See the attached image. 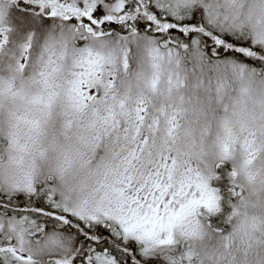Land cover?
I'll return each mask as SVG.
<instances>
[{"label":"snow or ice","instance_id":"6c2138e0","mask_svg":"<svg viewBox=\"0 0 264 264\" xmlns=\"http://www.w3.org/2000/svg\"><path fill=\"white\" fill-rule=\"evenodd\" d=\"M0 264H264V0H0Z\"/></svg>","mask_w":264,"mask_h":264}]
</instances>
